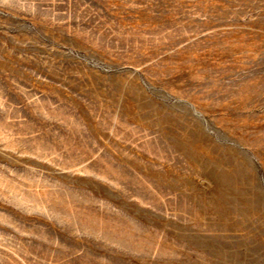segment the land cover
Masks as SVG:
<instances>
[{"label":"rangeland","instance_id":"374dc122","mask_svg":"<svg viewBox=\"0 0 264 264\" xmlns=\"http://www.w3.org/2000/svg\"><path fill=\"white\" fill-rule=\"evenodd\" d=\"M0 264H264V0H0Z\"/></svg>","mask_w":264,"mask_h":264}]
</instances>
